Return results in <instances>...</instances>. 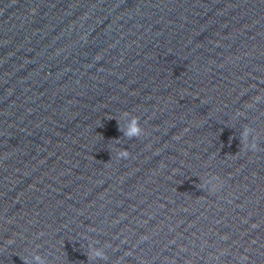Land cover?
<instances>
[{"label":"water","instance_id":"95a60500","mask_svg":"<svg viewBox=\"0 0 264 264\" xmlns=\"http://www.w3.org/2000/svg\"><path fill=\"white\" fill-rule=\"evenodd\" d=\"M37 256L264 264V0H0V264Z\"/></svg>","mask_w":264,"mask_h":264},{"label":"clouds","instance_id":"9594fccd","mask_svg":"<svg viewBox=\"0 0 264 264\" xmlns=\"http://www.w3.org/2000/svg\"><path fill=\"white\" fill-rule=\"evenodd\" d=\"M142 129L139 126L138 120H133L132 125L130 126V132L129 135H134V136H139L141 134ZM250 129H246L245 134L247 135L249 133ZM121 157H127L128 156V152L127 151H122L120 153ZM99 256H103V252L101 251H97L96 253ZM35 260L38 262V264H43V261L40 259V257H35Z\"/></svg>","mask_w":264,"mask_h":264}]
</instances>
